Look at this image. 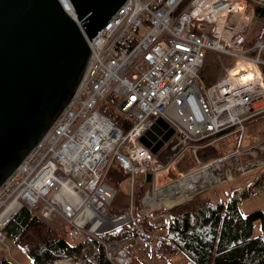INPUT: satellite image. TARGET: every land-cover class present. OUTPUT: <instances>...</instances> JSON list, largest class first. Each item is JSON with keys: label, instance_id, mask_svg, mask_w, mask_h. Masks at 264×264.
I'll return each instance as SVG.
<instances>
[{"label": "built area", "instance_id": "2783aa9c", "mask_svg": "<svg viewBox=\"0 0 264 264\" xmlns=\"http://www.w3.org/2000/svg\"><path fill=\"white\" fill-rule=\"evenodd\" d=\"M58 1L83 32L70 1ZM253 4L264 6V0H125L90 40L86 37L93 59L80 85L0 186V240L5 238L4 225L23 205H39L37 215L43 222L71 228L70 242L92 237L109 261L127 264L130 256L118 241L100 238L127 221L135 222L131 204L109 216L116 190L105 179L113 162L129 173L132 192L139 173L150 171L156 182L157 173L178 163L187 149L194 154L205 150L217 134L232 129L239 135L238 147L211 161L218 164L233 157L236 175L247 166L264 168L262 143L240 146L246 120L264 113L259 70L264 65V37L247 43L256 20ZM207 51L220 61L222 56L233 61L202 94L197 80ZM240 63L252 66L251 79L232 72ZM108 94L115 96L112 107L129 128L124 130L99 110ZM157 117L179 132L166 163L139 140ZM152 192L145 189L140 214L161 217L164 224L173 204L157 208ZM67 262L79 264L71 257L46 264Z\"/></svg>", "mask_w": 264, "mask_h": 264}, {"label": "trees", "instance_id": "16d2710c", "mask_svg": "<svg viewBox=\"0 0 264 264\" xmlns=\"http://www.w3.org/2000/svg\"><path fill=\"white\" fill-rule=\"evenodd\" d=\"M252 9L255 17L264 19V6L253 4ZM262 36L264 37V28L251 35L247 43L251 44L254 38ZM212 59L213 56L210 61L204 60L199 73L200 79L208 85L214 82L218 71L216 68L218 59L216 56L215 60ZM259 70L264 82V65H259ZM115 102V96L108 94L99 105V110L125 130L129 128V123L122 121L120 115L113 109ZM256 118L264 119V113L247 119L245 132H248L247 124L250 125ZM250 137L253 136L248 133L247 144H250ZM211 147L210 145L205 150ZM229 151L221 153L222 150L218 148L213 151V158ZM213 158L207 157L200 162L205 164ZM128 178L129 173L117 162H113L105 181L116 190L118 186H123ZM151 182L150 171L136 175L132 192L129 189L130 192L125 193L126 203L122 206L112 205L114 194L108 213L117 215L124 206L127 209L131 204L135 222L127 221L122 226L101 233L100 238L103 241L120 242L138 237L150 247L154 258L166 264H264V213L261 209H255L242 214L237 208L238 200L264 188V168L242 188L237 186L225 190L212 188L193 194L191 198L166 210L169 219L164 224H159L163 220L161 217L151 219L140 214L141 199ZM182 199L179 197L170 200L167 206ZM255 220L260 222L258 234H252ZM70 230L68 226L59 227L44 223L37 215V211L25 205L3 227L5 237L26 253L28 260L25 264H46L61 257H71L79 264H111L100 242L92 237L70 242L68 240ZM132 262L140 263L135 257H132ZM0 264L16 263L7 255L1 254Z\"/></svg>", "mask_w": 264, "mask_h": 264}, {"label": "water", "instance_id": "95a60500", "mask_svg": "<svg viewBox=\"0 0 264 264\" xmlns=\"http://www.w3.org/2000/svg\"><path fill=\"white\" fill-rule=\"evenodd\" d=\"M0 0V186L42 139L93 59V37L125 0ZM175 133L157 117L140 136L156 153Z\"/></svg>", "mask_w": 264, "mask_h": 264}, {"label": "rangeland", "instance_id": "374dc122", "mask_svg": "<svg viewBox=\"0 0 264 264\" xmlns=\"http://www.w3.org/2000/svg\"><path fill=\"white\" fill-rule=\"evenodd\" d=\"M255 19L256 20L254 21L253 28L250 31L252 33L251 35H253L254 33H257L261 28H264V19H260L257 17H255ZM212 56L214 57V59L212 60H215V56L213 55V53L211 51H207L205 61H210ZM232 61H233L232 58L229 59L226 56H222L221 61L220 60L216 61V68H218L217 76L221 73V70H223L222 67L231 64ZM197 84L199 86L201 93L205 94L204 91H205V88L208 87V84L201 79L197 80ZM249 122H251V120ZM247 128H248V132L247 131L245 132L244 139L243 141H241L240 146L244 148L246 147V145H248L246 144L248 133L251 136H253L249 138V143H250L249 145H252L254 143H259V142L264 145V119L263 118L254 119L250 123V125L247 124ZM178 137H179V132L177 130L175 134L172 135L169 138V140L165 144H163V146H161L158 149V151L155 153L156 158L160 162H163V163L168 162L169 156L174 152L170 148V145L173 141L178 139ZM225 141H227L228 144H230L229 141H232L231 147L228 149L230 151L227 154L233 152L235 148H237L239 145V137L236 134H234L233 136L232 135L229 136ZM223 142L221 141L220 143H223ZM232 147H234L233 150H231ZM218 148L222 150L221 153L227 151V150H223L222 148H220V146H216V145H214L213 148L209 150H199V151L197 150L195 154L192 152L191 149H187L185 151L184 157L179 161V163H177L176 165L172 167H169L167 171H162L161 172L162 176L158 175V179L156 180V182L158 185L160 184L159 185L160 187L158 188L162 189L161 192L164 193L163 196L167 197V193L170 191L171 182L174 183L178 181L179 179H181L183 176H186L200 169L208 168L210 172L212 173L211 178L208 179L206 176H201L200 179L194 183L193 188L186 195V197L180 201H177L173 205L179 204L189 199V197L191 198V195L195 193L208 190V189H212V188H215V189L217 188L218 190L220 189L225 190V189H228L234 186L242 188L244 185H247L253 179L254 175L258 171L262 169L259 165L247 166L245 173L236 175L239 171V168L237 170V165L235 164L233 157L229 159H225L218 164H215L214 161L213 162L210 161L205 164H202L203 162H200V160L206 159L207 157L213 158V151H215V149H218ZM165 151H169V154L166 155ZM222 156H225V155L221 154L219 157H222ZM196 157L198 158V160ZM195 165L196 167L193 168V166ZM190 168H193V169L190 170ZM153 186H154V182L152 180V182L148 184L147 186V188L150 190L151 196H153V192H152ZM127 191L130 192L129 187L127 186V182L124 183L123 186H118L116 188L115 199L112 205L114 206L124 205V203H126L125 193H127ZM225 197L226 195L224 196V198ZM157 198L159 199L158 196ZM156 207L159 209H162L164 206L157 205ZM237 208L242 214L251 212L255 209H261L264 213V188L255 190L253 191L252 194L244 197L243 199L238 200ZM38 209H39V205H37L34 208L35 211H37ZM125 209L126 208L124 206L121 212H123ZM109 216L111 215L109 214ZM55 223L57 222L54 221V222H51L50 224L54 225ZM46 224H49V223H46ZM113 229H110V230H113ZM259 232H260V222L259 220H255L253 222L252 234H258ZM119 243H118L120 245L119 248L120 249L125 248V250H127V253L130 256V260L127 264H138L137 262L136 263L132 262V257L138 258V260L140 261L139 264H166L162 262L161 260H157L156 258H154L152 256L150 247L138 237L133 238V239L128 238ZM0 254L7 255L16 264H25L28 260V257L26 253L23 251V249H21L18 245L11 243L6 237L3 240H0ZM55 259H58V258H55ZM110 262L111 264H120L116 260H113ZM71 264L73 263L71 262Z\"/></svg>", "mask_w": 264, "mask_h": 264}, {"label": "bare ground", "instance_id": "6f19581e", "mask_svg": "<svg viewBox=\"0 0 264 264\" xmlns=\"http://www.w3.org/2000/svg\"><path fill=\"white\" fill-rule=\"evenodd\" d=\"M252 71L253 68L249 63H240L232 67V72L240 74V78L249 74L252 76ZM161 172H158L157 174L162 176ZM201 176H206L209 179L211 178L212 173L208 168H205L183 176L178 181L170 184V191L167 193V197L163 196L164 193L161 192L162 189L156 188V185L159 186L160 184L158 185L157 182L154 181L153 189L155 190V206L160 205L166 207L170 200L177 199L179 197L185 198L193 188L194 183L199 180Z\"/></svg>", "mask_w": 264, "mask_h": 264}, {"label": "crops", "instance_id": "0c3cea01", "mask_svg": "<svg viewBox=\"0 0 264 264\" xmlns=\"http://www.w3.org/2000/svg\"><path fill=\"white\" fill-rule=\"evenodd\" d=\"M245 132V131H244ZM234 134L238 135V133L232 129L228 130V131H224L223 133L216 135L214 138V141L211 143V148H213L214 145L216 146H220V148H222L223 150H228L231 147L232 141H229L230 144H228L227 141H225L229 136H233ZM239 137V135H238ZM223 143H220V142ZM247 144V143H246ZM249 145V144H248ZM210 148V149H211ZM233 148V147H232ZM216 150V149H215ZM229 151V150H228ZM1 255V254H0Z\"/></svg>", "mask_w": 264, "mask_h": 264}, {"label": "snow or ice", "instance_id": "6c2138e0", "mask_svg": "<svg viewBox=\"0 0 264 264\" xmlns=\"http://www.w3.org/2000/svg\"><path fill=\"white\" fill-rule=\"evenodd\" d=\"M241 79H251V75L249 74V75H247V76H244V77H242Z\"/></svg>", "mask_w": 264, "mask_h": 264}]
</instances>
